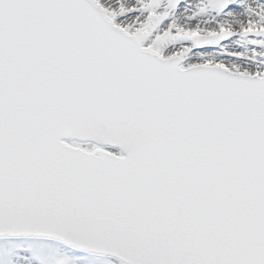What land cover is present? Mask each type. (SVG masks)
Segmentation results:
<instances>
[{
	"label": "snow or ice",
	"instance_id": "snow-or-ice-1",
	"mask_svg": "<svg viewBox=\"0 0 264 264\" xmlns=\"http://www.w3.org/2000/svg\"><path fill=\"white\" fill-rule=\"evenodd\" d=\"M0 264H264V0H0Z\"/></svg>",
	"mask_w": 264,
	"mask_h": 264
}]
</instances>
